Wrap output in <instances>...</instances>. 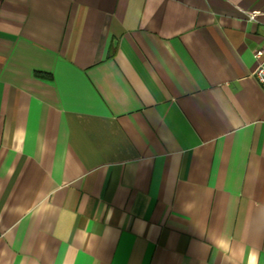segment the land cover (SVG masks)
Masks as SVG:
<instances>
[{
  "label": "crops",
  "instance_id": "obj_1",
  "mask_svg": "<svg viewBox=\"0 0 264 264\" xmlns=\"http://www.w3.org/2000/svg\"><path fill=\"white\" fill-rule=\"evenodd\" d=\"M259 50L264 0H0V264H264Z\"/></svg>",
  "mask_w": 264,
  "mask_h": 264
},
{
  "label": "built area",
  "instance_id": "obj_2",
  "mask_svg": "<svg viewBox=\"0 0 264 264\" xmlns=\"http://www.w3.org/2000/svg\"><path fill=\"white\" fill-rule=\"evenodd\" d=\"M264 52L259 50L255 53V58L259 60L258 66L254 73V78L262 91L264 92V60L262 59Z\"/></svg>",
  "mask_w": 264,
  "mask_h": 264
}]
</instances>
